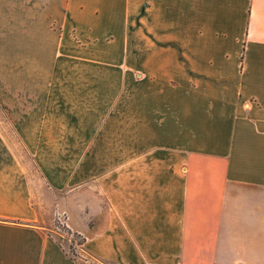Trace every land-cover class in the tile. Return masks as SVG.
<instances>
[{
	"label": "crops",
	"instance_id": "obj_1",
	"mask_svg": "<svg viewBox=\"0 0 264 264\" xmlns=\"http://www.w3.org/2000/svg\"><path fill=\"white\" fill-rule=\"evenodd\" d=\"M0 115V264H264V0H0Z\"/></svg>",
	"mask_w": 264,
	"mask_h": 264
},
{
	"label": "rangeland",
	"instance_id": "obj_2",
	"mask_svg": "<svg viewBox=\"0 0 264 264\" xmlns=\"http://www.w3.org/2000/svg\"><path fill=\"white\" fill-rule=\"evenodd\" d=\"M0 123L5 128V120L2 115H0ZM9 149L12 151L14 158H33L20 144L16 135L14 136V145L12 147L10 146ZM51 230L55 231V233L51 232V234L61 240L66 247L69 258L74 260L77 264H114L110 261L96 260L88 256L84 252L83 240L71 233L59 218H56L52 222Z\"/></svg>",
	"mask_w": 264,
	"mask_h": 264
}]
</instances>
